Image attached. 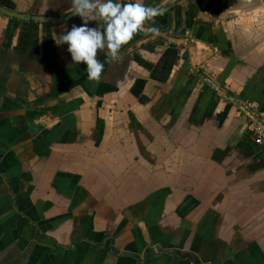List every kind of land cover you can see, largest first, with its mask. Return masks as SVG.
I'll list each match as a JSON object with an SVG mask.
<instances>
[{
	"label": "crops",
	"instance_id": "0c3cea01",
	"mask_svg": "<svg viewBox=\"0 0 264 264\" xmlns=\"http://www.w3.org/2000/svg\"><path fill=\"white\" fill-rule=\"evenodd\" d=\"M145 2L166 9L159 31L213 56L194 68L156 40L90 81L57 44L79 16L0 13V264H264V0Z\"/></svg>",
	"mask_w": 264,
	"mask_h": 264
},
{
	"label": "clouds",
	"instance_id": "9594fccd",
	"mask_svg": "<svg viewBox=\"0 0 264 264\" xmlns=\"http://www.w3.org/2000/svg\"><path fill=\"white\" fill-rule=\"evenodd\" d=\"M72 15L81 23L73 24L59 36V45H67L71 64L86 65L87 78L99 82L108 58L115 60L123 45L138 33H158L155 18L165 8L151 6L145 0H68ZM146 22L153 26L146 27ZM105 55V60L98 58Z\"/></svg>",
	"mask_w": 264,
	"mask_h": 264
},
{
	"label": "water",
	"instance_id": "95a60500",
	"mask_svg": "<svg viewBox=\"0 0 264 264\" xmlns=\"http://www.w3.org/2000/svg\"><path fill=\"white\" fill-rule=\"evenodd\" d=\"M0 13L5 15V16L13 17L16 19L33 21V22L49 23V24L50 23L51 24L52 23L53 24L54 23L55 24L65 23L67 21L73 20V19L78 17L75 15H72V13H70L66 16L58 17V18L31 16V15L20 14L17 12L7 10V9L3 8L2 6H0ZM156 40H160V41L170 43L173 45H177V46H182L185 48L187 47V49L189 50L192 66L194 68L201 66L202 64H204L206 61H208L213 56L212 50L209 48V45L206 43L200 42V41L195 40V39L190 40L185 35H177V34H173V33L166 32V31H158V33H156V34H149L147 37H145L144 39L138 41L137 43L129 46L125 50L119 51V54H118L116 59H122V58L130 55L131 53L137 51L138 49H140V48H142V47H144V46L148 45L149 43L156 41ZM202 50H203V53H201V55H200L199 52H202ZM1 105H2V101L0 99V110H1ZM253 117L258 119L257 116H253ZM257 122H258V124L264 126V119L263 118L258 119ZM172 254L175 256H178L180 258H184L185 255H189L188 257L192 258L189 253L188 254H181L179 252H172Z\"/></svg>",
	"mask_w": 264,
	"mask_h": 264
},
{
	"label": "built area",
	"instance_id": "2783aa9c",
	"mask_svg": "<svg viewBox=\"0 0 264 264\" xmlns=\"http://www.w3.org/2000/svg\"><path fill=\"white\" fill-rule=\"evenodd\" d=\"M254 142L257 146L264 148V126L256 123L253 125Z\"/></svg>",
	"mask_w": 264,
	"mask_h": 264
}]
</instances>
